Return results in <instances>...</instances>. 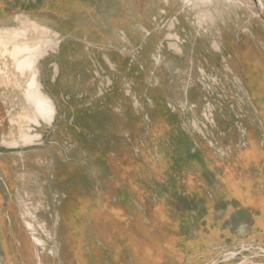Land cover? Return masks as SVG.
Listing matches in <instances>:
<instances>
[{
    "label": "rangeland",
    "instance_id": "rangeland-1",
    "mask_svg": "<svg viewBox=\"0 0 264 264\" xmlns=\"http://www.w3.org/2000/svg\"><path fill=\"white\" fill-rule=\"evenodd\" d=\"M3 1L8 20L59 11L70 33L41 64L57 114L32 125L37 142L9 146L22 98L0 89V154L26 162L13 169L23 180L14 198L38 208L45 241L37 254L28 232L12 239L0 162V243L20 244L35 264H62L80 243L90 264H264V65L253 63L264 55V0H42L25 13L37 0ZM206 9L216 26H199ZM53 169L64 194L47 191L42 173Z\"/></svg>",
    "mask_w": 264,
    "mask_h": 264
},
{
    "label": "bare ground",
    "instance_id": "bare-ground-1",
    "mask_svg": "<svg viewBox=\"0 0 264 264\" xmlns=\"http://www.w3.org/2000/svg\"><path fill=\"white\" fill-rule=\"evenodd\" d=\"M192 1L193 0H185L183 2H185L184 3L185 5L192 6L193 5ZM200 1H201L200 2L201 7L203 6L208 8L213 5L212 0H200ZM114 5L116 4L114 3ZM216 13L219 14V10H216ZM198 18L200 19L199 21L200 27H203L205 24L208 23H211V25L216 26L215 25L217 19L216 15L210 9L203 10L201 14H198ZM53 21L55 22V20ZM65 27H66L65 24L60 21H57L55 24L46 21L44 18L39 19V18H30V17H20L18 19L13 20L10 23L0 24V89L1 90L13 89L19 92L22 98V100L20 101L21 102L20 109L14 112L8 121L9 132H10L9 134L11 136L10 138L11 139L15 138V136L18 137L17 139H12L10 143L7 142L8 138L4 137L5 143L6 142L9 143V146L14 144L16 145V147L25 146L24 143L26 141L24 140L28 141V137H26V135L29 136V140L32 139L30 137L33 135L32 131L35 130L32 127V125H34V123H36L39 118L42 119L41 121L43 123L46 122L44 124L47 125L50 124L48 119L50 121L51 120L53 121V119H51L50 117L52 118L56 117L53 116L57 114V108L55 103H53L50 98L45 97L44 94L41 92L42 91L40 88L41 64L47 57H49L51 53L56 52V50L59 49V46L61 44L60 34L62 32H67V28L65 29ZM171 27L173 28L174 24ZM81 28H83L82 25L80 26V30ZM84 30L90 32L91 35L97 32V28H95L94 26L86 27L84 28ZM169 36L172 37L173 35L170 34ZM213 44H214L213 46H215V43ZM216 44L218 45V43ZM171 46L173 48H177L178 50L180 49V47H178V44H171ZM4 95L6 96V93L0 91V99L2 102ZM5 102L6 100L3 103ZM250 107L251 106L249 105V108ZM35 135L32 136L34 139H32L30 143L32 142L35 143V141L37 142L39 137H41L40 134H38L39 136L38 135L35 136ZM27 144H29V141ZM40 155L41 157H44V159H47V156L44 152H42ZM21 162L26 163L24 162V160L23 161L16 160L17 163L16 165H18ZM34 162H35L34 156L32 157L31 154L28 163L24 168L26 169V172L27 169L31 167L30 164H33ZM42 175L46 177V179H48L49 177L46 171L42 173ZM20 180L23 181L21 178L18 177V181H17L18 185L20 183ZM46 182L50 184L47 188L48 193L51 194L52 192L55 195L61 193L64 194L61 183L53 175L51 176V179L50 180L48 179ZM20 189L21 187L18 188L19 193H21ZM35 190L38 189L35 188ZM36 192L38 193V191ZM21 203L24 209L21 208L20 205L18 207L22 212L23 218L27 219L28 221L27 223L28 228L30 230H33L34 232H37V228L33 222L37 219L34 211H37L38 208L35 206L30 208L29 205L26 204V201L24 200H21Z\"/></svg>",
    "mask_w": 264,
    "mask_h": 264
},
{
    "label": "crops",
    "instance_id": "crops-1",
    "mask_svg": "<svg viewBox=\"0 0 264 264\" xmlns=\"http://www.w3.org/2000/svg\"><path fill=\"white\" fill-rule=\"evenodd\" d=\"M55 1V0H53ZM90 1V0H88ZM1 3H5L3 0H0ZM12 3V2H10ZM6 4V3H5ZM8 4V3H7ZM42 0H37V3H30L28 4V6H23L22 7V12L25 13L26 10L30 9V8H34V11L38 10L39 7H41L42 5ZM18 6V5H17ZM60 16H62V13L59 12V11H49L45 16L43 17H36L34 16L33 14H30V15H26V14H22L20 16H18L17 18L15 19H18L20 17H30V18H44L46 21H49L50 23H55L57 21H60L62 23H64L63 21L59 20ZM15 19H12V20H8L7 18V14L4 13L0 16V24H4V23H10L12 22L13 20ZM55 20V22L53 21ZM65 24V29L67 28V32H69V28L67 26L66 23ZM89 27H93V26H89ZM99 29L97 28V32L94 33V34H97L99 33L98 32ZM70 33V32H69ZM93 34L92 37H94L95 35ZM257 60V62H256ZM264 61V55L262 57V60L259 59L258 56L255 55V57L253 58V63L257 66H261V65H264L262 62ZM260 78V77H259ZM262 79V78H261ZM40 88H41V92L44 94L45 97H48L51 99V101L53 103H55L53 101V99L48 96L44 91H43V85H42V82L40 80ZM5 125H2V128H4ZM5 128H8L9 129V123L7 122L6 124V127ZM45 153V152H44ZM46 154V153H45ZM48 154H46L47 156ZM0 162H2L4 164V167L6 168L7 170V174H8V177L10 178L11 180V185L13 187V191H11L9 188H7L8 192L7 195H8V201L6 203V210H5V215H6V221H7V224H8V230L10 231V235L12 236V239H14V241H19L20 243H25L27 242V239L24 238V235H22L19 231V229L21 230H24L26 232L29 233L30 237V241H32L35 245H36V249H38L39 247H42L43 246V243H45V241L41 240L40 237L37 236V232H34L33 230H30L27 226V219H24V224L22 225V222H21V217H22V212L20 210V208L16 205L17 204V201H15V198H14V193H15V190L17 189L18 187V174H14L13 173V169L15 168V164L16 161H14V158L9 156V155H5V154H0ZM18 167V165H17ZM47 173V171H46ZM49 176L53 175L60 183L61 181L59 180L55 170H51L50 173H47ZM0 178L3 179L2 177V174H0ZM62 185V183H61ZM62 188H63V192H65V187L64 185H62ZM4 214V213H2ZM4 218V217H3ZM3 218L1 219V222H0V230L3 231L4 227L3 226ZM13 218H15V221L16 223L13 221ZM10 223V224H9ZM2 235H4L2 233ZM13 241V242H14ZM15 248L16 247V250L17 252H14L9 250L8 252L5 250V248ZM20 247V244H18V246H15V242L14 243H0V259H1V263L0 264H35V261H27L26 258L24 256L21 255V249L18 248ZM30 249L28 250H31L34 254H35V251L33 249V247L29 246ZM79 248L81 250V252L79 253L80 255H70L69 258H65V259H62V264H90L91 261H90V258L88 256V254L86 253V250H85V246L83 245V243H80L79 244ZM28 250H26V254H30L31 251L29 252ZM39 252V249L36 250V253L38 254ZM9 253H12L11 255ZM39 263H41L40 261H38Z\"/></svg>",
    "mask_w": 264,
    "mask_h": 264
}]
</instances>
